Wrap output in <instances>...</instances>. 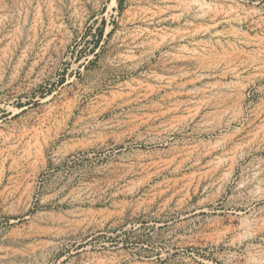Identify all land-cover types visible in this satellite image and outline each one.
<instances>
[{
  "label": "rangeland",
  "instance_id": "1",
  "mask_svg": "<svg viewBox=\"0 0 264 264\" xmlns=\"http://www.w3.org/2000/svg\"><path fill=\"white\" fill-rule=\"evenodd\" d=\"M0 264H264V0H0Z\"/></svg>",
  "mask_w": 264,
  "mask_h": 264
},
{
  "label": "bare ground",
  "instance_id": "2",
  "mask_svg": "<svg viewBox=\"0 0 264 264\" xmlns=\"http://www.w3.org/2000/svg\"><path fill=\"white\" fill-rule=\"evenodd\" d=\"M132 150V149H131ZM121 151H123V155L126 157L125 159H127V160H133V159H135V160H137L139 163L140 162H142L143 160H145V159H147L148 158V154L147 153H145V152H142V151H138V150H132L133 151V153H131V152H128V153H124V151H125V149L123 150H121ZM115 156V155H114ZM165 160H167V159H165ZM162 161V160H161ZM155 162V161H154ZM170 163V162H169ZM127 164V163H126ZM131 164H132V162H131ZM124 169V168H123ZM130 171V170H129ZM17 231H20V234H24V232L22 231V230H17ZM25 236H28V234L26 235V234H24ZM23 236V235H22Z\"/></svg>",
  "mask_w": 264,
  "mask_h": 264
}]
</instances>
